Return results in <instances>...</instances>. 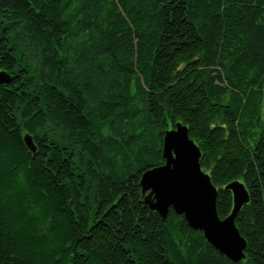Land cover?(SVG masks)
I'll return each instance as SVG.
<instances>
[{
    "label": "trees",
    "instance_id": "16d2710c",
    "mask_svg": "<svg viewBox=\"0 0 264 264\" xmlns=\"http://www.w3.org/2000/svg\"><path fill=\"white\" fill-rule=\"evenodd\" d=\"M1 70L0 264H235L143 204L177 122L264 264V0H0Z\"/></svg>",
    "mask_w": 264,
    "mask_h": 264
},
{
    "label": "water",
    "instance_id": "95a60500",
    "mask_svg": "<svg viewBox=\"0 0 264 264\" xmlns=\"http://www.w3.org/2000/svg\"><path fill=\"white\" fill-rule=\"evenodd\" d=\"M12 75L7 71H0V83L9 85ZM184 128L186 139L192 144V150L186 155L184 163L177 165L170 162L164 154L167 138L165 132L162 146V158L165 163L143 173L140 186L142 188L143 204L166 220L171 209L178 216H183L188 226L203 233L205 240L232 263L239 264L246 258L247 241L241 235L236 219L243 206L250 201L249 192L244 183L236 180L225 187L233 194L234 205L231 214L225 218L230 221V233L227 239L223 237L217 222L223 223L217 211L218 189L213 184L210 174L201 166L202 153L196 142L191 139L189 128L182 122H177L173 128L177 131ZM27 149L33 154L37 151L34 138L30 133L23 136ZM165 169V171H160ZM158 173V184L145 187L144 178L148 172Z\"/></svg>",
    "mask_w": 264,
    "mask_h": 264
},
{
    "label": "snow or ice",
    "instance_id": "6c2138e0",
    "mask_svg": "<svg viewBox=\"0 0 264 264\" xmlns=\"http://www.w3.org/2000/svg\"><path fill=\"white\" fill-rule=\"evenodd\" d=\"M165 127L167 128V122H165ZM27 132V130H25ZM159 137V133L157 134V138ZM192 150V144L186 139V132L184 128H180L179 131L175 129H169L167 132V138L164 145V154L167 156L170 162L176 163L180 165L185 162L186 155ZM159 151V150H157ZM4 150L3 145L0 144V171L3 168V160H4ZM222 161H218L214 168L210 169L212 174H215V171L220 167ZM208 165L206 164L205 167ZM160 171H165V169H161ZM145 187L153 186L155 187L158 184L159 176L158 173H154L149 171L148 175L144 178ZM240 183H243L241 181ZM218 228L222 231L223 237L225 239L228 238L230 233V221L227 219L224 220L223 223L217 222Z\"/></svg>",
    "mask_w": 264,
    "mask_h": 264
},
{
    "label": "bare ground",
    "instance_id": "6f19581e",
    "mask_svg": "<svg viewBox=\"0 0 264 264\" xmlns=\"http://www.w3.org/2000/svg\"><path fill=\"white\" fill-rule=\"evenodd\" d=\"M184 124V123H183ZM170 213V212H169ZM200 232V231H199Z\"/></svg>",
    "mask_w": 264,
    "mask_h": 264
}]
</instances>
